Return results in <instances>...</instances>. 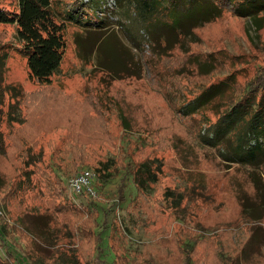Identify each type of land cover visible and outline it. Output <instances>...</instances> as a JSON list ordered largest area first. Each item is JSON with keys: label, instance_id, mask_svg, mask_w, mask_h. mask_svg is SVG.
<instances>
[{"label": "rangeland", "instance_id": "374dc122", "mask_svg": "<svg viewBox=\"0 0 264 264\" xmlns=\"http://www.w3.org/2000/svg\"><path fill=\"white\" fill-rule=\"evenodd\" d=\"M79 1L52 7L66 15ZM256 5L264 14V1ZM0 10L16 11V0H0ZM64 23L61 69L49 85L29 77L16 27L0 24L4 85L20 92L24 118L7 123L8 90L0 112V256L9 264H111L112 252L114 264H264V240L252 237L241 212V193L254 195L248 168L201 141L216 120L213 107L191 115L183 107L226 77L236 85L221 102L236 97L264 69V27L256 32L250 19L225 10L196 29V39H184L188 52L160 55L142 40L141 77L112 80L92 59L82 61L75 38L84 27ZM202 64L212 66L208 74ZM84 170L93 193H73L70 180ZM40 216L49 225L36 238ZM258 225L264 233V219Z\"/></svg>", "mask_w": 264, "mask_h": 264}, {"label": "trees", "instance_id": "16d2710c", "mask_svg": "<svg viewBox=\"0 0 264 264\" xmlns=\"http://www.w3.org/2000/svg\"><path fill=\"white\" fill-rule=\"evenodd\" d=\"M54 1L16 0V11L0 10V24L16 27L15 37L22 46L29 77L40 85H49L61 69L66 47V20L75 19L84 27L75 38L82 61L87 63L92 59L94 68L112 80L141 77L143 66L135 52L140 50L142 40L160 55H166L175 47L188 52L182 48L184 39H196L194 31L220 18L225 10L250 19L256 32L264 27V14L256 5L264 0H78L79 5L66 15L53 10ZM90 14H93V20L87 18ZM5 63L6 55L0 54V112L5 93L12 91L14 101L8 105L6 120L9 124H22L20 92L4 85ZM202 66L210 69L204 71L206 74L212 69L210 64ZM233 83L236 85L234 79L226 77L209 85L183 106L184 114L191 115L207 107L216 111V120L206 127L201 141L217 149L223 161L248 168L254 195L241 193V212L252 223V237L261 242L264 233L258 224L264 219V69L248 81L236 97L221 102L232 92ZM2 142L0 134L1 151ZM249 207L255 210L249 212ZM35 218L42 220L36 231V238H42L49 217ZM98 238L101 251L100 231ZM112 254L111 264H114L116 259ZM6 257L12 259L7 249ZM8 262L0 256V264Z\"/></svg>", "mask_w": 264, "mask_h": 264}, {"label": "built area", "instance_id": "2783aa9c", "mask_svg": "<svg viewBox=\"0 0 264 264\" xmlns=\"http://www.w3.org/2000/svg\"><path fill=\"white\" fill-rule=\"evenodd\" d=\"M92 177V173L87 170L79 172L75 177L70 180V186L73 193H81L82 191H86L89 193H93L89 187L90 180ZM2 215V211L0 209V216Z\"/></svg>", "mask_w": 264, "mask_h": 264}]
</instances>
